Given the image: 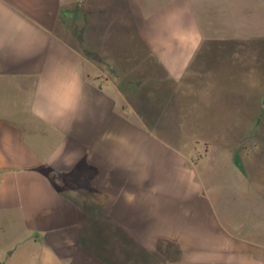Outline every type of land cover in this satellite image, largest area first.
Returning a JSON list of instances; mask_svg holds the SVG:
<instances>
[{
  "label": "crops",
  "instance_id": "obj_1",
  "mask_svg": "<svg viewBox=\"0 0 264 264\" xmlns=\"http://www.w3.org/2000/svg\"><path fill=\"white\" fill-rule=\"evenodd\" d=\"M225 1L0 0L8 263L264 264L261 115L219 145L180 117L205 54L264 42L248 18L216 29Z\"/></svg>",
  "mask_w": 264,
  "mask_h": 264
},
{
  "label": "rangeland",
  "instance_id": "obj_2",
  "mask_svg": "<svg viewBox=\"0 0 264 264\" xmlns=\"http://www.w3.org/2000/svg\"><path fill=\"white\" fill-rule=\"evenodd\" d=\"M233 6H238L239 11L234 10ZM209 9L212 10L210 17L216 22L214 23L219 31L229 32L235 24L234 19L237 23L238 18L241 20L248 18L256 28L264 27V4L256 3V0H226L217 8V13L213 6L209 5ZM124 18L125 15L121 18L120 12H114L115 22L120 23ZM214 44L216 42L211 43ZM243 44H247V41L226 40L218 43L221 50L215 48L205 54L207 72L203 77L210 85L200 91H189L188 97L182 103V107L180 106L184 131L192 134L194 141H198L199 144L206 142L219 145L222 141L233 138L236 132L249 133V124L256 119V115H261L260 129L264 131V112L258 113L259 101L261 104L264 103V98L260 96L264 81L262 75L264 62L255 59L254 52L257 47H264V42L258 40L252 44L251 54L242 49ZM132 45L135 46L130 43V46ZM262 139L264 141V135ZM245 141L247 143L248 140ZM250 141L253 145L252 140ZM257 158L258 164L263 167L264 151H261ZM257 170H253L256 179H264V170ZM12 241L9 236L0 238V258L7 264H10L8 263L10 258L5 257V249Z\"/></svg>",
  "mask_w": 264,
  "mask_h": 264
}]
</instances>
